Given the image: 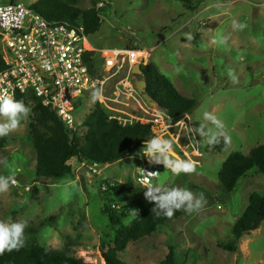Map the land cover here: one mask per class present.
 <instances>
[{"label":"rangeland","instance_id":"374dc122","mask_svg":"<svg viewBox=\"0 0 264 264\" xmlns=\"http://www.w3.org/2000/svg\"><path fill=\"white\" fill-rule=\"evenodd\" d=\"M37 1L23 3L31 6ZM101 2L105 6L100 9ZM95 6L101 10L103 23L89 39L97 57L105 59L117 49L136 50L139 60L144 59L142 66L153 63L183 96L197 101L192 115L173 123L138 93L132 72L102 67L97 73L100 95L94 97V91L78 103L74 112L80 124L77 137L85 134L81 125L99 103L109 117L126 125L149 124L154 134L151 138L171 140V158L196 162L195 172L178 176L157 164L160 175L153 185L186 188L196 196L203 193V207L131 242L120 259L126 264H162L174 247L176 264H262L264 221L258 231L242 238L236 253L223 250L220 244L232 241V228L249 206L250 196H264V174L251 171L231 194L222 192L218 176L232 151L247 155L264 144V0L79 2L83 10ZM233 20L246 27L233 30ZM225 36L227 43H221ZM34 104L28 103L31 113L17 130L0 137V176L16 181L0 192V221H26V228L43 223L36 238L46 251L69 252L87 263L105 264L103 252L115 247L117 231L131 226L136 218L129 217V211H135L131 202H151L144 195L146 187L137 182L138 169L146 164V157L135 155L100 166L99 174L92 171L91 164L74 159L69 163L72 175L39 180L29 128ZM205 112L223 125L218 139L227 142L228 148L221 153H207V139L195 131L191 134L194 138L188 136L187 128H195L196 122L217 131L204 120ZM108 182L132 184L134 189L120 196L107 194L104 188ZM105 205L121 225H111Z\"/></svg>","mask_w":264,"mask_h":264},{"label":"trees","instance_id":"16d2710c","mask_svg":"<svg viewBox=\"0 0 264 264\" xmlns=\"http://www.w3.org/2000/svg\"><path fill=\"white\" fill-rule=\"evenodd\" d=\"M97 0V4H98ZM188 2V0H178ZM80 0H38L32 5L35 12L50 22L73 25L83 23L88 36L96 35L102 28L100 9L95 7L83 10L79 7ZM0 49V66L4 67ZM90 57L95 58L94 53ZM90 61V60H89ZM95 60L90 61V70L95 71ZM147 82V91L151 98L158 103V108L173 122H178L184 115H192L197 107L196 99L183 96L174 84L154 65L150 63L142 66ZM96 92V91H95ZM28 106L26 98H21ZM32 108V120L29 125L32 144L36 150V177L42 181L60 180L72 175L73 168L70 161L77 159L91 165L108 166L125 158L140 153L141 143L149 140L154 134L149 124L135 123L125 125L116 118H111L105 109L97 103L82 123L86 129L83 137H77L66 121L58 116L52 107L43 106L37 99ZM201 124L195 123V128ZM79 129V127H78ZM1 146V145H0ZM228 148V143L217 139L213 145L207 146V153H221ZM258 170L264 174V144L254 148L244 155L239 151H232L222 165L219 172V182L224 194L235 191L238 182L251 171ZM107 194L120 196L133 191L132 184L106 183ZM108 198V197H107ZM132 206L137 217L131 226L117 231L115 247L103 252L105 264H126L120 259L131 242L139 241L151 236L160 226L173 224L180 219L185 211L177 210L173 217H157L153 209L156 202L145 203L133 200ZM111 225H121V221L109 207ZM157 211H162L157 209ZM264 221V196L253 193L249 199V206L232 228L233 239L220 247L228 252L236 253L238 244L245 235L256 232ZM45 225L25 228L24 245L11 252L0 254V264H91L75 257L69 252L46 251L37 243L36 236ZM162 264H176L175 249L170 248L169 254Z\"/></svg>","mask_w":264,"mask_h":264},{"label":"built area","instance_id":"2783aa9c","mask_svg":"<svg viewBox=\"0 0 264 264\" xmlns=\"http://www.w3.org/2000/svg\"><path fill=\"white\" fill-rule=\"evenodd\" d=\"M104 6L103 2L99 4L100 9ZM89 39L81 22L75 26L50 22L23 0L0 1L4 63V67L0 66V97L17 101L23 97L29 104L35 98L43 106L52 107L76 132L80 124L76 123L74 112L81 99L100 89L98 70L126 68L130 74L139 62L136 50H112L101 59ZM89 60H95V73L90 70ZM145 163L138 169L137 182L147 188L160 171L157 164L150 165L147 159ZM99 168L98 164L92 165L96 174L100 173ZM104 189L108 190V186ZM111 206L116 208L115 204Z\"/></svg>","mask_w":264,"mask_h":264},{"label":"clouds","instance_id":"9594fccd","mask_svg":"<svg viewBox=\"0 0 264 264\" xmlns=\"http://www.w3.org/2000/svg\"><path fill=\"white\" fill-rule=\"evenodd\" d=\"M246 25L236 20L232 21L233 30L242 31ZM188 39L191 40L192 36L189 35ZM228 37L225 36L220 41L221 43H227ZM233 82H237V78L229 73ZM94 97L100 95V90L97 89L93 93ZM31 108L25 105L20 100H14L7 96L0 97V137L9 135L11 132L18 129L21 121L29 116ZM205 121H210L215 125L217 131H213L211 128H207L206 125L201 124L199 127H188L187 132L189 138H194L191 134L195 131L200 137H205L209 145H213L217 142L218 136L222 135L219 129L223 128L222 123L213 115L208 112L203 114ZM183 123V121H181ZM172 151V141L169 139H163L160 136H155L148 141L144 142L143 148L140 150V154L144 155L150 165L163 164L165 169L173 176H178L181 173H193L196 171V162L193 160L173 159L170 157ZM145 174V171L142 170ZM146 175V174H145ZM16 181L13 177L0 176V192H6L9 189L10 184H15ZM145 197L150 201L156 202L157 208L153 209V213L157 217L164 216L167 218L173 217L177 210H183L186 213H193L199 211L206 202L203 193H199L198 196L186 188L172 187L165 188L161 185H149L144 193ZM157 209L162 211H157ZM137 212L130 210L129 217H137ZM27 227V222H12L0 221V254L5 251L11 252L14 249H19L24 245V233Z\"/></svg>","mask_w":264,"mask_h":264},{"label":"water","instance_id":"95a60500","mask_svg":"<svg viewBox=\"0 0 264 264\" xmlns=\"http://www.w3.org/2000/svg\"><path fill=\"white\" fill-rule=\"evenodd\" d=\"M143 62H144V59L141 58L139 62L133 66L132 79L134 80V85L138 93H140L143 96V98L147 100L148 102H150L152 105L158 107V103L155 102L153 98H151L150 95L148 94L146 78L142 71ZM136 155L139 157L141 156L140 153H137Z\"/></svg>","mask_w":264,"mask_h":264}]
</instances>
